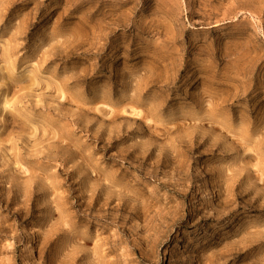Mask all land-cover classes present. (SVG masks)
<instances>
[{
  "label": "rangeland",
  "instance_id": "1",
  "mask_svg": "<svg viewBox=\"0 0 264 264\" xmlns=\"http://www.w3.org/2000/svg\"><path fill=\"white\" fill-rule=\"evenodd\" d=\"M0 264H264V0H0Z\"/></svg>",
  "mask_w": 264,
  "mask_h": 264
}]
</instances>
